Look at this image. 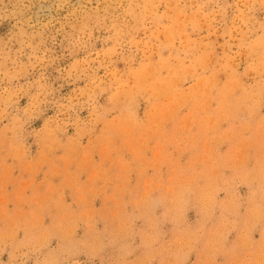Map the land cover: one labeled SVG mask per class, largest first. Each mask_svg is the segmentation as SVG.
<instances>
[{
  "label": "rangeland",
  "instance_id": "1",
  "mask_svg": "<svg viewBox=\"0 0 264 264\" xmlns=\"http://www.w3.org/2000/svg\"><path fill=\"white\" fill-rule=\"evenodd\" d=\"M0 264H264V0H0Z\"/></svg>",
  "mask_w": 264,
  "mask_h": 264
}]
</instances>
